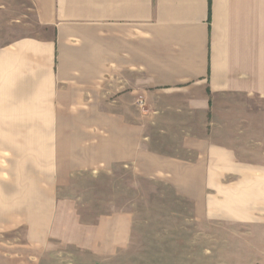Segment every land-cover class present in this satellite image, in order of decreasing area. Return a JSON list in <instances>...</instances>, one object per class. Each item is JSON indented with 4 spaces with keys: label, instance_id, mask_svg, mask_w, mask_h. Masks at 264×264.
Instances as JSON below:
<instances>
[{
    "label": "crops",
    "instance_id": "crops-1",
    "mask_svg": "<svg viewBox=\"0 0 264 264\" xmlns=\"http://www.w3.org/2000/svg\"><path fill=\"white\" fill-rule=\"evenodd\" d=\"M23 1L38 36L0 33V154L37 152L51 190L35 196L32 252L0 264H38L50 237L94 258L126 248L131 213L84 225L57 197L117 167L172 186L200 220L264 232V158L246 155H264V0ZM1 186L3 205L17 198Z\"/></svg>",
    "mask_w": 264,
    "mask_h": 264
},
{
    "label": "rangeland",
    "instance_id": "rangeland-1",
    "mask_svg": "<svg viewBox=\"0 0 264 264\" xmlns=\"http://www.w3.org/2000/svg\"><path fill=\"white\" fill-rule=\"evenodd\" d=\"M30 14L23 0H0V21L4 24L0 33L38 36ZM253 151L246 155L264 158L263 152ZM36 155L35 151H22L13 163L12 155L0 154V179L5 181L6 192L8 186L14 190L13 184H8L14 177L20 180L14 185L17 198L6 199L5 205L0 201V252H32L28 247L29 224L37 221L34 211L42 209L44 203L35 196L51 190L36 182L42 172ZM57 197L61 202L75 203L78 220L84 225L102 215L131 213L130 242L113 257L94 258L50 237L47 246L37 252L38 264H264V232L259 228L200 220L190 201L177 195L172 186L145 181L125 168L117 167L112 174L105 172L97 179L86 173L75 175L68 185L57 189ZM57 222L62 229L69 216L60 214Z\"/></svg>",
    "mask_w": 264,
    "mask_h": 264
},
{
    "label": "built area",
    "instance_id": "built-area-1",
    "mask_svg": "<svg viewBox=\"0 0 264 264\" xmlns=\"http://www.w3.org/2000/svg\"><path fill=\"white\" fill-rule=\"evenodd\" d=\"M137 106L138 107H141L142 106V101L140 99H138V101H137Z\"/></svg>",
    "mask_w": 264,
    "mask_h": 264
}]
</instances>
